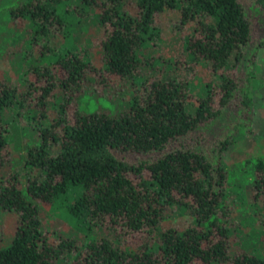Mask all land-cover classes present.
I'll return each instance as SVG.
<instances>
[{"label": "trees", "instance_id": "1", "mask_svg": "<svg viewBox=\"0 0 264 264\" xmlns=\"http://www.w3.org/2000/svg\"><path fill=\"white\" fill-rule=\"evenodd\" d=\"M10 2L0 0L11 27L2 54L28 56L29 44L38 61L21 81L0 79V168L12 166L0 210L17 215L0 264H264V243L229 248L240 206L227 201L224 161L235 133L253 136L264 0ZM84 92L113 108L78 110L67 124L66 104ZM5 111H30L36 125L35 143L11 162ZM247 163L264 219V158ZM49 211L64 235L46 225Z\"/></svg>", "mask_w": 264, "mask_h": 264}, {"label": "rangeland", "instance_id": "2", "mask_svg": "<svg viewBox=\"0 0 264 264\" xmlns=\"http://www.w3.org/2000/svg\"><path fill=\"white\" fill-rule=\"evenodd\" d=\"M9 2L13 3L12 0H9ZM0 19L2 22H6V24L10 22L7 12L2 15ZM2 28L5 30H11V27L6 28L4 24H0V32H2ZM91 30V28L88 29L89 32H91ZM14 35L16 36V34ZM20 46L29 49L27 51L28 56L26 53H16L15 49L11 47L7 50L8 55L5 57L2 54L3 48L0 43V79L6 80L7 76L16 79L18 77L16 73L18 74L19 70H22L24 66L26 67L37 63L38 60H33V55H30L31 45L23 44ZM61 49L60 46H57L54 51L52 49L49 57L43 58V62L47 63L56 60L57 55L61 53ZM17 54H19L20 57H17ZM255 63L258 68L256 69L258 73H256V77H253L250 83L251 93H249L254 102V116L252 117L251 123L253 136H248L243 132L235 133L234 135H237L234 137L232 143L228 146L224 154V161L227 168H230L232 172V174H228V177H233L234 179L226 194L235 193L234 198L227 196V201H235L236 206H240L237 207V211H235L232 220H230V226L234 228V233H230L227 240L230 250L235 249L236 246H245L249 242H254L256 244L264 243V219L260 218L261 214L259 210L252 203V188L249 185V182L251 183L252 179L251 169L249 168L250 163H247L249 159H254L256 156L264 158V45L259 49ZM17 81H21V78L18 77ZM22 89V87H18V92L22 91ZM108 97L98 95L95 92H84L74 101L66 104L65 122L71 124L73 117L78 110L83 112H94L102 109H109L111 107L113 108L114 101ZM31 114L32 112L29 111L28 117L27 115H24V117L19 116L21 119L15 120L16 118L10 117L9 114H6V111L3 112V120L7 128L5 130V138L7 141L10 162L12 159L19 156L27 146L34 144L37 139V137L33 138L32 134V132L35 131L34 127L36 125H32L33 118H31ZM55 115V110L52 109L49 113V117ZM44 124L45 123L41 121L40 127ZM8 169L9 170L0 168V183H2L3 179L5 180L7 178L6 176L10 169H12V166H9ZM241 187L242 191L240 189ZM242 192L244 194V202H240ZM50 217L52 219L50 222L48 220L46 225L56 228L58 232H54L55 234L64 235L63 231H65V229L59 225V223H62L61 219L63 218L57 217L49 211L47 218L49 219ZM16 218L17 215L14 210H0V248L5 247L10 242L15 231ZM182 220L183 218H178L177 224ZM51 237H54L53 233L51 234ZM136 243H138V239L135 238L126 244L134 247Z\"/></svg>", "mask_w": 264, "mask_h": 264}]
</instances>
